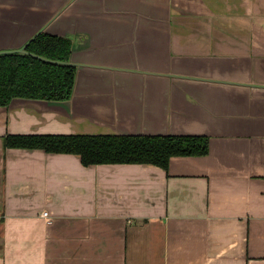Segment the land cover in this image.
Masks as SVG:
<instances>
[{"label": "crops", "instance_id": "obj_1", "mask_svg": "<svg viewBox=\"0 0 264 264\" xmlns=\"http://www.w3.org/2000/svg\"><path fill=\"white\" fill-rule=\"evenodd\" d=\"M41 29L73 39L76 86L0 107V264H264V0H0V50ZM9 134L210 150L85 167Z\"/></svg>", "mask_w": 264, "mask_h": 264}, {"label": "trees", "instance_id": "obj_2", "mask_svg": "<svg viewBox=\"0 0 264 264\" xmlns=\"http://www.w3.org/2000/svg\"><path fill=\"white\" fill-rule=\"evenodd\" d=\"M27 51L28 55L0 56V107H8L15 98L57 102L69 100L76 75V68L69 64L72 42L41 33L30 41ZM3 146L5 149L75 155L85 167L150 164L165 171H168L173 158L204 157L210 150L208 137L173 135L9 134L3 138Z\"/></svg>", "mask_w": 264, "mask_h": 264}, {"label": "water", "instance_id": "obj_3", "mask_svg": "<svg viewBox=\"0 0 264 264\" xmlns=\"http://www.w3.org/2000/svg\"><path fill=\"white\" fill-rule=\"evenodd\" d=\"M41 33H46V34H49V35H54V36H58V37H62V38H66V39H69L71 42H72V52H71V57H70V62L69 64L74 66L76 68V75H75V82H74V89H73V93H72V96L69 100L67 101H63V102H57V101H45V100H33V99H23V98H15L13 100H27V101H38V102H46V103H59V104H67L69 103L73 96H74V91H75V86H76V80H77V74H78V65H76L74 62H73V58H72V55H73V52H74V41L73 39L70 37V36H64V35H59V34H52L50 33L49 31H45L44 29H41L40 31H38L37 33H35L30 39H28L22 46L16 48V49H5V50H0V56L1 55H7V54H19V55H28V51H27V46L28 44L30 43L31 40H33L37 35L41 34ZM35 56V55H33ZM36 58H39V59H43V58H40L38 56H35ZM49 62L51 63H55L57 64V62L55 61H50ZM12 100V101H13ZM11 101V102H12ZM10 105V104H9ZM134 136V135H132ZM136 136V135H135Z\"/></svg>", "mask_w": 264, "mask_h": 264}, {"label": "built area", "instance_id": "obj_4", "mask_svg": "<svg viewBox=\"0 0 264 264\" xmlns=\"http://www.w3.org/2000/svg\"><path fill=\"white\" fill-rule=\"evenodd\" d=\"M42 216H43L44 218H46L47 220L49 219V213H48V212H44V213L42 214Z\"/></svg>", "mask_w": 264, "mask_h": 264}]
</instances>
